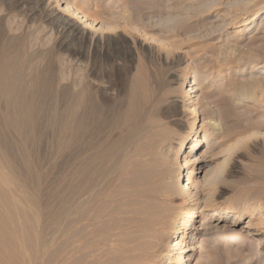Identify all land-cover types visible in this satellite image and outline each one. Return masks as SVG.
I'll use <instances>...</instances> for the list:
<instances>
[{"label":"rangeland","instance_id":"374dc122","mask_svg":"<svg viewBox=\"0 0 264 264\" xmlns=\"http://www.w3.org/2000/svg\"><path fill=\"white\" fill-rule=\"evenodd\" d=\"M68 1L71 8H82L95 19L94 26L100 27L98 31L90 29L91 37L86 40L78 37L69 47L58 49L55 47L57 30L45 18L48 0H0L2 35L22 36L19 43L21 60L26 62V81L37 69L47 67L54 74L64 76L54 88L68 86L70 91L79 92L85 84L87 69L95 65V72L103 75L101 83L95 82L98 95L103 93L124 108L128 105L135 75L145 67L146 109L150 111L140 120L141 151L133 147L127 163L131 169L144 164L142 172L156 171L153 175H163L171 184L165 201L169 211L165 218L166 231L173 233L174 221L187 216L183 196L173 187L179 173V159L184 155L182 141L200 121L208 122L207 143L190 155V158L196 155L198 160L196 185L201 184L199 190L205 186L199 195L202 201L207 199L204 213L213 221L217 209L233 207L253 211L251 223L260 242L255 244L251 236L242 235L241 225L230 229L221 227L205 244L200 243L202 236L209 232L205 229L199 234L196 256L205 262L210 250L212 264H244L248 260L249 264H264V0ZM191 74L196 76L193 87L199 90L190 91L191 96L185 97L186 90L180 84L188 77L187 82ZM46 90L45 100L50 102L52 94ZM187 98L191 102L187 103ZM184 105L196 108L198 117L183 110ZM0 107L2 113V97ZM41 121L36 123V131L33 129V145L30 143L33 167L18 161L20 166L14 164L9 183H3L0 178V264L33 262L35 234L40 223L36 222L37 217L34 219L35 208L26 210L24 192L27 186L31 192L35 190L34 176L41 179L47 191L65 186L63 176L71 150L83 146L80 138L72 147L68 139L65 140L68 144L56 148L57 136L51 119L48 116ZM0 128L1 138L12 142L14 153L20 155L16 147L20 135L3 126ZM125 129L123 124L117 132L123 135ZM108 131L104 129L101 137L105 134L104 138L111 139L113 133ZM3 150L0 148V163ZM0 165V173L9 171ZM181 180L187 181L186 170ZM47 193L43 191V201L50 199ZM59 203L55 200L56 206ZM205 204L200 203L203 207ZM200 205L194 209L198 215ZM111 208L108 202L104 211L109 213ZM68 218L64 219L62 233L54 237H50L51 232L48 234L51 248L48 258L54 259L56 253H62V264H112L113 259L115 264L120 262L116 257L121 255V242L116 244L119 238L113 236L119 225L117 215L111 213L102 221H92L87 228L81 223L75 226ZM161 245L162 252L168 249L166 243ZM178 262L182 261L174 259L170 264ZM166 263L163 260L160 264ZM182 263L193 264V261Z\"/></svg>","mask_w":264,"mask_h":264},{"label":"bare ground","instance_id":"6f19581e","mask_svg":"<svg viewBox=\"0 0 264 264\" xmlns=\"http://www.w3.org/2000/svg\"><path fill=\"white\" fill-rule=\"evenodd\" d=\"M68 2L70 1L48 0L45 9V13L47 12L46 20L50 21L58 33L55 43V47L58 49L69 47L78 37L86 40L89 36L91 37L89 35L90 29L96 30L100 27L94 26L95 19H91L82 8L77 6L71 8ZM60 18H62L61 21ZM21 37V35L4 36L0 29V97L4 99L3 112L0 113V126L20 135V141L16 142L18 144L15 143L18 147L17 150L20 151L19 156H16L13 151L15 149L14 144L1 138L0 135V148L4 149L0 164L9 170L7 172L1 171V181L3 183L10 182L9 174L13 173V166L18 161L30 168L33 155L30 149V143L33 140L32 132L36 123H40L41 119L48 116L51 119V126L53 124L55 127L53 132L55 131L57 136L54 145L58 149L66 145L65 140H71L72 147L78 139L83 138V146L71 150L73 152L68 158L65 176L62 175L65 186H56L47 191V188L42 187L41 179L36 176L33 178L36 179L34 191L31 192L26 185L27 189L24 192L26 193L24 201L28 207L26 210L31 211L30 209L35 208L34 219L37 217L38 221L36 222L40 223L36 234L34 233L35 259L33 262L31 260L29 264H62L64 262L62 253H56L55 258L52 256L54 259L48 258L47 255L51 249L48 245V234L51 232L50 237H54L56 234L62 233L66 216L69 217V222L75 226L81 223L87 228L92 221H102L111 213L117 215L119 230L117 229L113 236L119 238L116 240L117 242H121V255L116 257L120 260V262L118 260L116 262L121 264H160L163 260L167 261L166 264H170L174 259L182 262L192 260L193 264H212L210 250L207 254L208 260L205 262L196 256L197 244L200 240L199 234L205 229L209 232L202 236L203 239L200 243L210 240V235L221 227L230 229L241 225H243L242 235L251 236L252 242L255 244L260 242L256 228L251 223L254 217L253 211H241L233 207L217 209L213 214V221L208 219V215L204 213L205 200L207 201V199L204 198L202 201V196L199 197V195L205 186L202 185L200 189L203 188L199 190L201 184L196 185L198 172L195 162L198 160L194 157L196 155L190 158L192 153L197 152L208 141L207 128L210 124L204 121H200L182 141L184 155L178 162L179 173L174 182L172 181L173 187L180 190L179 192L183 196L182 204L187 216L181 217L179 221H174L173 233L169 234L166 231L167 222L165 218L169 211L165 201H167L171 184L165 180V176L153 175L156 171L153 174L149 171L142 172L141 165L144 167V164L141 163L144 162H141L140 166L138 165L139 168L137 165L136 168L134 167L137 170L131 169L127 163V156L133 147H136L137 152L141 151V145H138L143 134L140 120L150 111L148 108V110L146 109L148 99L144 85L146 82L145 67L142 66L135 75L128 93V105L122 108L119 106V102L107 99L105 95H102L103 93L98 95L96 88L98 85L95 86V82L101 83L103 75L98 71L95 72V65L87 69L85 84L79 92L70 91L68 86H63L60 90L54 88L53 85L60 83L64 76L54 74L47 67L37 69L26 81V62L21 60L22 47L19 43ZM98 40L99 37H97ZM33 63L35 64V62ZM186 79L180 85L186 90L185 97H189L191 96L190 91H197L199 88L193 87L196 84L194 74L190 75L187 82ZM189 86L192 87L188 89ZM45 89H49L48 91L52 94L50 102L45 100L48 98L45 96ZM188 100L190 99L187 98V103L191 102ZM1 103L3 104L2 101ZM184 106L183 110L189 111L194 118L198 117L196 108ZM123 124H126L127 129H125L126 133L121 135L122 133L117 131ZM104 129H108L111 134L113 133L111 139L104 138V132V136L101 137ZM168 152L170 153V151ZM133 169L137 174L139 173L138 176H136L137 174L134 175L135 178L133 177L135 173ZM185 170L186 182L181 180ZM132 171L133 174L131 175ZM15 174L13 175L15 176ZM27 183L31 182L28 181ZM44 190L50 195L48 201H43ZM204 194L206 193L204 192ZM207 195L209 196L210 193ZM104 199H109L108 202L111 203L112 208L109 213L104 211L108 203H105ZM55 200L60 202L58 206L55 205ZM201 202H204V207L200 205ZM198 205L201 206V214L199 215L194 211L195 206ZM189 234L190 237L188 238ZM163 243H166L168 248L164 252H162L161 245ZM56 255H60V258ZM176 255L178 256L176 257ZM114 261L113 259L115 264ZM182 262L177 264H183ZM250 262L248 260L244 264Z\"/></svg>","mask_w":264,"mask_h":264}]
</instances>
